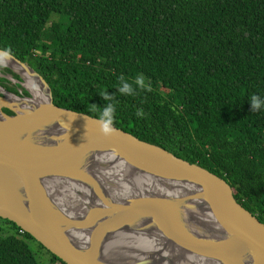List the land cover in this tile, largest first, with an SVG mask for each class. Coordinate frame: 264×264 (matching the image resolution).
<instances>
[{"label": "trees", "instance_id": "trees-1", "mask_svg": "<svg viewBox=\"0 0 264 264\" xmlns=\"http://www.w3.org/2000/svg\"><path fill=\"white\" fill-rule=\"evenodd\" d=\"M5 50L56 107L99 120L113 105L112 126L223 179L264 224V0H0ZM27 240L0 218V264H40Z\"/></svg>", "mask_w": 264, "mask_h": 264}, {"label": "water", "instance_id": "water-1", "mask_svg": "<svg viewBox=\"0 0 264 264\" xmlns=\"http://www.w3.org/2000/svg\"><path fill=\"white\" fill-rule=\"evenodd\" d=\"M2 67L19 82L1 78L31 96L20 84L27 76L43 102L0 87L1 219L65 264H119L109 246L125 234L160 244L125 264H184V257L197 258L195 264H264V224L238 204L223 179L112 125L114 134H102L99 120L56 107L44 80L13 56ZM125 169L161 191L105 186L99 175ZM59 177L87 189L71 201L75 206L47 193L45 183Z\"/></svg>", "mask_w": 264, "mask_h": 264}, {"label": "bare ground", "instance_id": "bare-ground-1", "mask_svg": "<svg viewBox=\"0 0 264 264\" xmlns=\"http://www.w3.org/2000/svg\"><path fill=\"white\" fill-rule=\"evenodd\" d=\"M25 79L26 83L24 84V87L31 92L33 100L42 103L43 101H41V99L43 94L40 89L36 87L27 76ZM118 173L119 175L117 176L115 171L106 170L101 174L99 173V175L101 179L105 181V186L131 183L132 185L136 186H144V189L151 188L156 192L161 191V188L157 190V186L155 184L150 183L148 179L141 175H137L136 173H128L126 172V169L123 170L121 174L120 171H118ZM128 174L129 178L126 177ZM45 189L47 193H51V196L59 201V203H61L64 207H66V203H68V207L71 205L75 206V202L78 201L81 195L85 196L87 191L85 186L80 184L78 181L65 177H59L52 180L49 179V181L45 183ZM162 192L167 193L165 189H162ZM74 198L76 201L71 202ZM110 243L111 245L109 246V249L116 253V257L119 261H123L119 262V264H125L124 260L127 261V259H138L145 255L153 254L154 249L159 248L160 245L157 242H153L152 239L146 236H136L133 234H125L120 238L111 241ZM165 259L168 260L167 258ZM196 259L197 258L184 257V264H195ZM175 262L176 261L170 262L169 264H175Z\"/></svg>", "mask_w": 264, "mask_h": 264}, {"label": "clouds", "instance_id": "clouds-1", "mask_svg": "<svg viewBox=\"0 0 264 264\" xmlns=\"http://www.w3.org/2000/svg\"><path fill=\"white\" fill-rule=\"evenodd\" d=\"M0 65L6 66L7 62L11 59V56L7 50L0 52ZM142 84V80L138 81ZM119 91L124 94H132L131 89L128 84H125L124 87L120 88ZM262 105V101L256 97L253 96L251 99V107L252 109H259ZM114 112L113 105L109 104L103 111V113L100 116L99 124H100V130L102 134L104 135H110L114 134L115 129L111 127L113 123L112 114Z\"/></svg>", "mask_w": 264, "mask_h": 264}, {"label": "rangeland", "instance_id": "rangeland-1", "mask_svg": "<svg viewBox=\"0 0 264 264\" xmlns=\"http://www.w3.org/2000/svg\"><path fill=\"white\" fill-rule=\"evenodd\" d=\"M1 67H2V66H0V68H1ZM2 69H5V68L2 67ZM1 76L6 77V78H8V79L11 78L9 75H4L3 73L0 72V78H1ZM1 79H2V78H1ZM12 79H13V78H12ZM12 79H11V80H12ZM13 80H14V79H13ZM13 80H12V81H13ZM14 81H16V80H14ZM20 84H22V85L24 86L25 82L21 81ZM14 86H16V85H15L14 83H11V82H9V84H7V87H8V88H14ZM15 90H16V89H15ZM23 91L25 92L26 90H25L24 88H22V89L19 88L18 90H16V92L19 94V95H17V96L20 97V98H23V99H24V97L21 96ZM26 99H28V100H32L33 97H32V95H31V96L27 97ZM27 242H28L29 248H30L31 251L33 252V254H34L36 260H37L40 264H51V263L49 262V256H48V254H47L44 250H42V249L39 248L37 242H33L32 240H27Z\"/></svg>", "mask_w": 264, "mask_h": 264}, {"label": "flooded vegetation", "instance_id": "flooded-vegetation-1", "mask_svg": "<svg viewBox=\"0 0 264 264\" xmlns=\"http://www.w3.org/2000/svg\"><path fill=\"white\" fill-rule=\"evenodd\" d=\"M5 111V110H4Z\"/></svg>", "mask_w": 264, "mask_h": 264}]
</instances>
